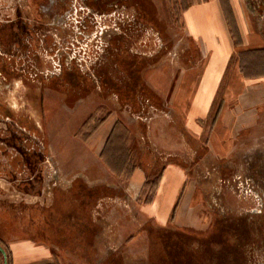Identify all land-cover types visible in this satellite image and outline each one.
<instances>
[{
    "label": "crops",
    "instance_id": "1",
    "mask_svg": "<svg viewBox=\"0 0 264 264\" xmlns=\"http://www.w3.org/2000/svg\"><path fill=\"white\" fill-rule=\"evenodd\" d=\"M181 23L187 45L201 57L197 63L179 69L169 91L167 110L174 124L172 132L171 127L168 130L174 138L171 155L166 156L165 152L158 159L152 151L163 150L152 139L153 117L142 124L139 118L130 120L123 108L108 110L89 135L81 136L78 130L83 121L104 105L102 81L99 84L94 77L83 76L70 59L60 60L58 67L64 76L70 74L76 80L73 77L72 83L60 72L37 78L42 88L36 92V105L32 92L27 96L24 87L28 84L23 80L0 97L8 111L0 109V118L20 119V131L30 138L24 151H33V158L42 169L37 176L27 174L20 165L4 159L3 169L8 173L0 172V245L8 264H99L107 256L116 264L107 231L124 229L128 224L133 228L134 222L148 230L155 227L159 232L172 229L205 236L211 213L216 211L211 209L208 213L200 202L207 195L203 182L199 185L193 178L195 183L188 184V166L199 159H203L204 168L206 164L215 165L224 175L222 181L230 182L229 185L232 182L234 188L240 180L238 188L247 186L244 188L253 190L250 192L264 193L260 186L264 182V0H189L182 9ZM145 82L157 95L163 94L162 89H155L146 79ZM110 85L113 93L107 98L111 104H118L122 98ZM71 101L75 104L66 106L65 102ZM95 102L98 104L93 107ZM83 105L87 111L82 113ZM26 107L29 116L17 112ZM67 113L82 115L77 129L70 131L69 139L75 141L70 152L55 147L53 142L61 131L57 128L63 124L57 119L67 118ZM118 115L129 118L127 123ZM117 121L137 141L144 134L149 143L143 146L140 142V165L128 176L113 167L111 159L108 164L102 156ZM54 148L60 156L49 152ZM113 148L108 146L105 151L111 154ZM188 149L189 161L183 158ZM157 159L164 163L161 179L151 201H144L142 189L148 167ZM202 172H207L206 168ZM195 209L201 213L193 218ZM182 212L188 213V218L185 224H178ZM119 213L130 214L131 220L119 224ZM150 214L159 219L150 222ZM185 227L193 229V233Z\"/></svg>",
    "mask_w": 264,
    "mask_h": 264
},
{
    "label": "rangeland",
    "instance_id": "2",
    "mask_svg": "<svg viewBox=\"0 0 264 264\" xmlns=\"http://www.w3.org/2000/svg\"><path fill=\"white\" fill-rule=\"evenodd\" d=\"M188 1L189 0H117L116 4L114 1L109 0L107 3H102V6H105L106 9L101 10L100 14H94L89 18L85 10L86 8L82 5L83 0H54L52 7H55L56 4L59 5V7H61L59 11L56 10L54 13V11L51 12L42 9L41 13L44 16H42L41 19L30 17L31 21H28L24 18H27L28 14L35 13L33 11L31 13V11L26 8L27 5L25 1L21 0L23 13L21 21L24 22L23 25H25V30H23L25 33L23 32L22 35V41L24 43L21 53L23 60L22 67L27 76L30 75L28 78L29 80L23 79L25 84H28L27 87H24L27 88V96L29 97L30 95L28 92H32V98L36 105V92H39V88H42L39 82L40 80L38 81V79H35L36 76H49L52 73L61 72L58 67V62L63 59H66L67 62L70 59L71 63L78 68L80 73L85 76L94 77L99 84L104 77L109 80H117L118 82H123L128 79L126 64L123 58L137 61L144 60L145 63L142 65L140 72V80L143 84V88L140 90L138 89L128 100L124 101V98L127 96L123 93L122 96L121 94L118 95V98H122V101H118L117 104L114 100L115 104H111L108 98L113 92H110L109 84L107 85L103 81L101 82V88L103 90L102 101H104V105L102 106V110L96 113V116L97 118H101L108 110L119 111V108H123L130 120L131 118H139L142 124H146V122L149 121V117H153L151 122L155 128V133L152 139L156 140L157 143L159 142L163 150L157 152L155 149H152V151L156 152L158 159L163 157L165 152L166 156L168 154L171 155L170 152L173 150L174 138L168 130L171 127L170 131L172 132L174 124L172 125V116L168 114L169 110H167L169 91L173 86L175 78L178 76L179 69L197 63L201 57V53H195L194 49L192 50L190 46L187 45L186 39L182 33L181 13L184 5L187 4ZM102 2H104V0ZM35 24L37 28L34 27ZM31 26L34 29L36 28V34H33L34 36L32 37H30L27 31ZM28 37L30 40L32 38L31 44H36L37 53L36 51H32L34 53H27V49L24 45L27 44ZM34 58H37L36 61H34ZM57 58H59V60ZM100 69L102 70L101 72H99ZM145 79L155 89H162L163 94L157 95V91H153L151 87L149 88ZM30 82L32 85H30ZM29 89L31 90L28 91ZM41 91L42 95H44L45 91L43 89ZM6 93L7 92H5V94ZM152 94H154V98L151 97ZM3 95L4 94H2V96ZM18 97L19 95H17V99H19ZM65 103L66 106L69 107L75 104L72 101L69 102V104H67V102ZM97 104L98 102H95L92 105L94 107ZM133 107L135 109H133ZM86 108L87 106L83 105L80 112L83 113L87 111ZM17 110L19 114H27L26 116H29L28 107L23 110L21 108ZM65 115H67V118L59 116L57 119L59 123L63 122V124L61 123L59 128H57L58 131H61L55 135L53 142L55 147H64L63 151L65 149L70 152V150L72 151L73 144L75 145V141L69 139V135H71L70 131L77 129L82 120V115L76 114L75 116H70L69 113ZM119 118H121L124 123L129 119H126L125 116H119ZM0 120H2L0 122H6L4 119L0 118ZM7 121L9 124V120ZM17 129L18 131L21 130L20 127ZM21 137L23 140L25 139L27 143L30 142L28 133L22 132ZM133 138L135 142L131 144L132 152L134 153L133 157L135 158L136 164L140 165L139 163L142 159V155L140 154L142 145L140 142L143 143V146L149 143L144 134L139 136V142L137 138H135V135H133ZM49 139L52 140L53 137ZM137 146L141 148L138 150ZM32 150L31 148V151ZM49 152H53L52 155L56 157L61 155L57 148ZM183 153H185L183 158L189 161L191 151L188 149ZM25 154L31 156L30 161L32 166L30 168L27 164L23 166L24 159L22 158V162H19L21 163V170L27 174L32 173L37 176L42 169L36 164L35 158H33V151L31 153L30 150L29 153L25 151ZM41 154L42 153H40L39 156H42V159L45 160V155ZM23 156L26 158L24 154ZM194 157H192V159L196 160ZM6 158H8L6 153H1L0 151V172L8 173L3 169L5 166L3 162ZM159 161L155 160L153 164L149 167L147 166L148 169H153V166ZM199 161L200 162H197L195 165L191 163L188 166L190 169L189 176L191 177L188 180V184L190 186L191 184L193 185L196 179L199 185L202 182L205 184L207 191V195H205L206 200L200 198V202L202 205L204 204V207H207L208 213H211V209L213 211H218L225 206L239 213L250 214V212L259 211L260 207L264 206V193L250 192L253 190L245 189L244 187L247 186L241 189L238 188L240 180H238L239 182H237L235 189L232 186V182L231 185H229L230 182L227 184L222 181V176L224 175H222L220 171H217L215 165L206 164L205 168L207 172H202V170H205L202 162L203 159H199ZM195 169H200V174H198ZM209 169L213 171L208 172ZM193 170L196 172H192ZM193 178H195V180ZM189 188L192 189L191 187ZM188 192H190V190ZM195 199L197 202V198L193 197L194 201ZM196 211L198 210L195 209L193 218L198 217L201 213ZM116 215L121 225L124 223V220H131L130 214L125 215L124 213H119ZM211 215L213 217L205 228V233L211 230L213 223H215L218 217L217 213H211ZM135 216L136 214H134V217ZM150 217V222H153L154 219H159L155 214H150ZM187 218L188 213L182 212L177 219L178 224H185ZM134 223L133 228L128 224L124 229L103 230V235H106L107 231V236L111 238L109 247L112 248V257H116L118 263L119 261L126 263H145L148 260L154 262L157 255L162 251L158 241L159 229L154 227L148 230L145 226H141L136 222ZM185 228L188 229L189 233H193V231H191L193 229L189 227ZM116 236L117 238L115 239L114 237ZM257 254L256 260L253 262L255 264H264V253ZM109 259L110 257L107 256L103 258V261L99 264L115 263V261Z\"/></svg>",
    "mask_w": 264,
    "mask_h": 264
},
{
    "label": "flooded vegetation",
    "instance_id": "3",
    "mask_svg": "<svg viewBox=\"0 0 264 264\" xmlns=\"http://www.w3.org/2000/svg\"><path fill=\"white\" fill-rule=\"evenodd\" d=\"M24 1L27 5L26 8L31 13L32 11L35 13L28 14L27 18H24L28 21H31L30 17L41 19L44 16L41 13L42 9L54 11L55 13L56 10L59 11L61 8L57 4L52 7L54 0ZM102 1L83 0L82 5L86 8L89 18L94 14H100L101 10L106 9L105 6H102V3H107L109 0ZM112 1L117 2V0ZM22 15L21 0H0V97L16 82L23 79L29 80L28 78L30 77L23 71L22 67L21 53L24 44L22 35L23 30H25L24 22L21 21ZM34 27L37 28L36 24ZM36 28L34 29L31 26L29 30L27 29L30 37L36 34ZM31 40L28 37L27 44H30L28 46L27 44L24 45L27 53H31L34 50L33 47L36 48V44H31ZM123 61L126 64L127 80L118 82L117 80L113 81V79L109 80L104 77L102 81L106 84H111L110 88L116 94L122 95L125 93L128 100L131 92L135 93L138 89L143 88L140 72L145 61L125 58H123ZM101 71L100 69L99 72ZM60 75L64 76V73L61 71ZM83 76L80 74L81 78ZM39 77L41 76H36L35 79ZM73 77L70 74L64 76L66 80L69 79L72 83L74 78L76 80V77ZM59 82L61 83L62 81ZM0 109L1 111L4 110L3 112L5 113L8 112L1 101ZM8 120L9 124L6 123L7 121L4 123L0 122V151L1 153H6L9 160L17 165L21 164L19 162L23 158L30 168L32 166L30 156L28 157L24 151L28 143L25 139H22L21 133L17 129L21 125L20 119L10 116ZM23 154L26 158H24ZM212 171L211 169L208 170V172ZM260 186L264 192V182H261ZM216 213L218 217L213 223L211 230L205 236L196 237L177 230L161 229L158 241L162 251L157 255L154 262H151V260L145 263L119 261L116 264H255L253 261L256 260L257 253H264V206H261L259 211H253L250 214L239 213L226 207H222Z\"/></svg>",
    "mask_w": 264,
    "mask_h": 264
},
{
    "label": "trees",
    "instance_id": "4",
    "mask_svg": "<svg viewBox=\"0 0 264 264\" xmlns=\"http://www.w3.org/2000/svg\"><path fill=\"white\" fill-rule=\"evenodd\" d=\"M132 94L135 93L131 92L130 97ZM151 97L154 98V94H152ZM125 100L127 99L124 98V101ZM100 110H102V108L99 109L98 111ZM96 113L91 114L81 124L78 130V133L81 136L86 137L87 135H89V133H91L101 122L102 117L97 118ZM132 142L135 143L133 135L130 133L128 128L121 121H117L114 124L106 140L105 146L102 150L103 155L101 154L105 158L108 164L111 159L113 161L112 164L115 165L113 167H116L121 171H124V173H126L125 174L126 176H128L137 165L135 162V158L133 157L134 153L132 152V147H131ZM111 145H113L115 148L111 149V154H107L105 150L106 149L109 150L108 146ZM153 167H154L153 169H149L142 189L143 200L148 202L151 201L152 195L160 182L162 171L164 168V163L159 161ZM0 257H1V264H3L1 254Z\"/></svg>",
    "mask_w": 264,
    "mask_h": 264
},
{
    "label": "water",
    "instance_id": "5",
    "mask_svg": "<svg viewBox=\"0 0 264 264\" xmlns=\"http://www.w3.org/2000/svg\"><path fill=\"white\" fill-rule=\"evenodd\" d=\"M0 254L2 256L3 264H8L7 263V254L1 245H0Z\"/></svg>",
    "mask_w": 264,
    "mask_h": 264
}]
</instances>
